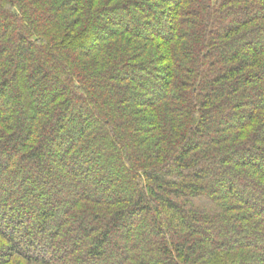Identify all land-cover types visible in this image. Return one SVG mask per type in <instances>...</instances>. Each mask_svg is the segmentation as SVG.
I'll return each instance as SVG.
<instances>
[{"label":"trees","instance_id":"1","mask_svg":"<svg viewBox=\"0 0 264 264\" xmlns=\"http://www.w3.org/2000/svg\"><path fill=\"white\" fill-rule=\"evenodd\" d=\"M101 263L264 264V0H0V264Z\"/></svg>","mask_w":264,"mask_h":264},{"label":"rangeland","instance_id":"2","mask_svg":"<svg viewBox=\"0 0 264 264\" xmlns=\"http://www.w3.org/2000/svg\"><path fill=\"white\" fill-rule=\"evenodd\" d=\"M138 12V11H137ZM160 19V18H159ZM168 19H171V17H169V18H167L166 17V21L168 20ZM162 21H163V19H162ZM136 22H138V21H136V19L134 20V23H136ZM154 77V76H153ZM75 124H76V122L72 119L70 122H69V125H68V127H69V130H70V132H73V130L75 129L74 128V126H75ZM75 131V130H74ZM85 159V158H84ZM84 159H81V160H79V163L80 164H84L83 162H84ZM97 175L99 176V175H101V176H109L110 174H109V172H108V170H107V167H105V166H101L99 169H97V172L95 171V172H93V175H90V179L93 181V180H96L97 179ZM220 184H217V186H219ZM101 264H105V263H101Z\"/></svg>","mask_w":264,"mask_h":264}]
</instances>
